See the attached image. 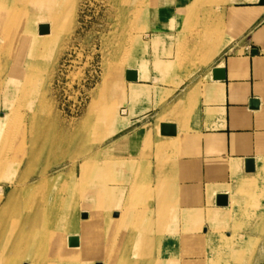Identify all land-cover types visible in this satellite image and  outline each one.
Segmentation results:
<instances>
[{
  "label": "bare ground",
  "instance_id": "obj_1",
  "mask_svg": "<svg viewBox=\"0 0 264 264\" xmlns=\"http://www.w3.org/2000/svg\"><path fill=\"white\" fill-rule=\"evenodd\" d=\"M74 2L0 0V57L5 58V69L0 75V91L4 100L0 107L7 110L4 115L0 113V134L6 133L0 139V264H264V260L258 258L255 251L246 255L243 250H238V247L245 249L243 231L235 230L239 231L235 239H232V232L227 235L228 240L222 237V233L228 234L227 230L220 229L222 224H227V213L211 209L205 214L202 209L190 208L178 212L181 206L177 200L181 198L179 190L174 191L166 185H160L162 196L158 199L156 211L149 213L147 209L138 207L134 200L138 194L150 192V188L140 186L142 181L138 184L133 182L129 196H125L123 190L118 191V188L110 186L111 170L116 166L104 160L105 151L102 147L99 149V160L95 154L83 151L85 157L79 165L78 173L76 165L67 161L73 154L70 149L74 147L70 134L64 141L63 136L57 135L42 137L39 139L43 142L41 144L33 142V153L28 156L27 166L19 174L22 179L13 184L17 189L6 194V185L11 183L15 169L9 156L12 147L9 140L14 131V122L24 121L18 117L22 114L14 103L17 101L19 107L33 106L35 113L37 107L38 110L43 108L45 80L50 75L48 60L60 46L67 19L74 11ZM247 12L245 9L235 11L240 14L237 15L239 18ZM41 25L49 26V33L41 34ZM143 44L141 46L142 44L133 40L132 46L133 49L146 52L148 45ZM212 59L211 56L209 60ZM148 64V59L142 58L136 63L132 62L130 67L137 65V69L132 70H138L139 77L148 78L144 71ZM156 65H164L167 70L177 66L174 61L156 62ZM14 90L17 94L11 96ZM45 90L48 92V88ZM108 120V116H102L100 125ZM114 125L115 132L124 126V122L116 118ZM39 129L38 123L30 125L28 135L31 140L39 138ZM74 132L80 134L77 128ZM37 144L39 146L36 147ZM117 146L118 141L115 143V147ZM77 153L78 151L75 154ZM52 155L55 156L54 161L45 163L44 159ZM77 158L78 156L75 159ZM256 161L257 167L252 175L254 180L251 181L254 185L243 180L230 194L223 193L230 197L235 194L237 205L253 206L257 203V193L262 186L258 184V180L262 183L264 179V159ZM35 168L39 169L34 170ZM84 184L99 190L97 204L92 209L81 208L83 195H80L79 189ZM40 189L42 196L35 199L34 193ZM192 193L194 192H189ZM36 200L39 202L36 203ZM79 213H85L86 216L83 215V219L79 220ZM262 216L264 212L255 215ZM179 217L183 218L187 226L183 234L174 227ZM205 221L212 228L205 229L201 234L198 230L204 227ZM55 231L62 232L66 246L73 253L65 255L63 244L61 247H53V243L59 241L58 238L54 240ZM71 239H78V244L71 245ZM229 239L235 241L231 242ZM200 248H205L203 254ZM253 248L254 246L251 250Z\"/></svg>",
  "mask_w": 264,
  "mask_h": 264
},
{
  "label": "crops",
  "instance_id": "obj_2",
  "mask_svg": "<svg viewBox=\"0 0 264 264\" xmlns=\"http://www.w3.org/2000/svg\"><path fill=\"white\" fill-rule=\"evenodd\" d=\"M194 2L150 0L148 78L126 79L119 118L124 126L117 132L127 158L144 159L142 150L148 146L145 159L155 172L152 182L179 190L182 210L214 209L219 194H230L243 180L254 185L255 171H247V162L254 159L257 167L256 159H264V5H217L224 28L206 52L214 59L196 73L157 66L174 61L178 26L185 24ZM196 8L190 16L199 19L213 7ZM238 9L248 12L239 18ZM221 68L226 78L215 80L213 71ZM254 99L260 102L257 109L251 108ZM164 123L175 124L177 134L163 135ZM258 184L256 202L264 200V179Z\"/></svg>",
  "mask_w": 264,
  "mask_h": 264
},
{
  "label": "rangeland",
  "instance_id": "obj_3",
  "mask_svg": "<svg viewBox=\"0 0 264 264\" xmlns=\"http://www.w3.org/2000/svg\"><path fill=\"white\" fill-rule=\"evenodd\" d=\"M74 1V11L72 16L67 19L65 35L63 34L60 46L48 60L50 75L45 80L44 86L45 89L48 88V92L44 89L46 93L43 94V108L38 110L37 107L35 113L33 106L19 107L17 101L14 103L20 108L22 114L18 117L23 118L24 121L14 122V131L9 140L12 145L9 156L13 160L15 169L13 170V176H11V183L8 182L6 185V194H9L13 189H17L13 184L22 179L19 174L22 169L26 168L28 156L33 153V142L38 141L41 144L43 142L39 139L42 137H56L57 135L63 136L62 140L64 141L66 136L70 134L69 138L70 140L73 139L74 145L73 149H70L73 153L72 156L67 158L70 164H75L78 169L84 160L86 151L92 153V155L95 154L96 158L98 157L97 160H99L101 156L99 149L102 147L105 151L103 152L104 160L116 166L111 170L109 185L118 188V191L123 190L125 196H129L133 182L138 184L139 181H142L139 185L144 186L146 189L150 188L149 196L148 193L138 194L134 202L143 210L147 209L149 213H153L159 205V197L162 196L160 185L152 183L155 177L154 169L150 167L151 164L145 159L146 157L144 159L139 157L127 158L126 146L115 147L119 129L114 132L116 118L121 116L123 98L126 97V72L129 70L127 68H132L130 67L132 62L136 63L142 58L149 59V45L146 47L147 51L144 52L142 49H133L132 44L134 40L143 46V43L148 41L150 0ZM204 4H208L213 8L207 10V14H202V18H195L198 11L196 6ZM231 4L242 6L258 5L260 3L257 1L195 0L193 7L189 10L185 24L178 26L177 55L172 58L177 65L176 67L180 69L187 68L189 74L192 75L210 64L209 58L211 57L207 56L206 52L215 45L220 33H222V28H224L223 15L218 13L215 7ZM192 11L195 15L190 16ZM213 12L215 15L212 14ZM213 16L214 18H212ZM28 50L29 47H27ZM4 61L5 58L0 57V75L5 69L3 66ZM16 94L17 92L14 90L10 95L16 96ZM3 100L4 96L0 91V105H2ZM6 111L5 107H0L1 115H4ZM102 116L104 118L108 116L109 120L100 125L99 121ZM32 123L40 124L39 138H35V141L31 140L28 135ZM75 128L79 130L80 134L74 132ZM4 133L0 134V139H2ZM74 149L76 151L73 152ZM148 149V146L145 145L142 150L145 151L144 156ZM84 150L85 152H83ZM77 151L78 153L75 154ZM77 156L78 158L75 159ZM54 159L55 156L52 155L44 161L45 163H51ZM61 159L63 160V158ZM33 165L36 166V163ZM38 169L35 168L34 170ZM79 169L78 173L80 172ZM37 191L36 194L34 193L35 199L42 196V189ZM79 191L80 195H83L81 208H94L97 204L99 190L84 184ZM228 197V205L219 206L216 203L218 207L214 206V209L227 213V224H222L220 229L227 230L228 234L222 233V237L225 239L232 232V239H235L237 233L243 231L245 249L238 247V250H243L246 255H250L255 251L257 257L264 260V216L255 217L258 212H264V200L258 201L256 205L247 206V204L237 205L238 200L235 194ZM38 202L39 200H36V203ZM181 211L183 210L180 208L178 212ZM210 211L211 209H207V207L203 209L205 214ZM83 215L85 213H79L78 219L82 220ZM203 225L204 227L198 230L201 234L205 229L211 230L212 228L208 221H205ZM174 227L183 234V230L187 226L183 222V218L179 217V221ZM61 234L62 232L55 231L54 240L56 241L58 238L59 241L53 243V247H59V245L61 247V244H63L65 255L73 253L66 246L67 244ZM180 241H182V238H180ZM230 241L234 242L235 240ZM251 245L254 246L252 250ZM199 250L202 254L205 252V248ZM245 254L243 257H245Z\"/></svg>",
  "mask_w": 264,
  "mask_h": 264
},
{
  "label": "water",
  "instance_id": "obj_4",
  "mask_svg": "<svg viewBox=\"0 0 264 264\" xmlns=\"http://www.w3.org/2000/svg\"><path fill=\"white\" fill-rule=\"evenodd\" d=\"M260 4L264 5V0L259 1ZM50 28L47 25H41L40 26V33L41 34H46L49 33ZM226 70L224 68L221 69H214L213 71V78L215 80H220V79H225ZM126 79L128 81H133L137 82L139 80L138 72L136 70L129 69L126 72ZM260 106V102L257 99L252 100L251 102V108L257 109ZM161 133L166 136H175L177 134V127L175 124H170V123H164L161 125ZM255 170V165H254V159H251L250 161L247 162V171L248 172H253ZM229 203V197L227 194H219L217 196V204L219 206H225L228 205ZM86 216V215H85ZM71 245H76L78 244V239H71L70 240Z\"/></svg>",
  "mask_w": 264,
  "mask_h": 264
}]
</instances>
